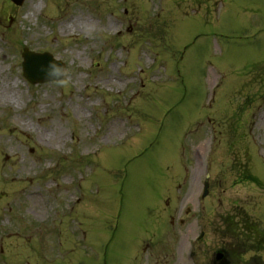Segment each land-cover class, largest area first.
<instances>
[{"label":"rangeland","instance_id":"obj_1","mask_svg":"<svg viewBox=\"0 0 264 264\" xmlns=\"http://www.w3.org/2000/svg\"><path fill=\"white\" fill-rule=\"evenodd\" d=\"M0 71V264H264V0H0Z\"/></svg>","mask_w":264,"mask_h":264},{"label":"water","instance_id":"obj_2","mask_svg":"<svg viewBox=\"0 0 264 264\" xmlns=\"http://www.w3.org/2000/svg\"><path fill=\"white\" fill-rule=\"evenodd\" d=\"M15 4L21 5L24 0H12ZM23 57V75L32 84L58 80L61 78L54 77L49 73L54 71V66H60L59 71L62 72L63 65L56 62L48 54H34L24 50ZM207 185H205V189ZM206 193V192H205ZM220 257H218L219 259Z\"/></svg>","mask_w":264,"mask_h":264},{"label":"bare ground","instance_id":"obj_3","mask_svg":"<svg viewBox=\"0 0 264 264\" xmlns=\"http://www.w3.org/2000/svg\"><path fill=\"white\" fill-rule=\"evenodd\" d=\"M89 25L90 24L86 23L85 21H81V22L80 21H77V22L70 21L68 24H61L60 25V29H61V31H64V30H69V29H75L76 27L84 28V27H88ZM9 94H10V92H9ZM10 95H12V94H10ZM4 100L5 101L8 100L7 93H5ZM21 124L26 126L27 128H31V129L33 128V125L31 124L30 121H27V122H22L21 121ZM259 126L263 127V130H264V121H260ZM117 129H118V126H117L116 122L114 124L110 125L108 127L109 132L107 133V137H111L112 134L115 133V131ZM39 140L42 141V142L46 141L45 143H53V144H57V145H61V144L65 143V138H53V137H48V136L43 135V134L39 136ZM27 198L29 200H31V201L35 200L37 198V195H36L35 191H33V190L30 191Z\"/></svg>","mask_w":264,"mask_h":264},{"label":"trees","instance_id":"obj_4","mask_svg":"<svg viewBox=\"0 0 264 264\" xmlns=\"http://www.w3.org/2000/svg\"><path fill=\"white\" fill-rule=\"evenodd\" d=\"M239 225H240L241 227H243L242 230H247L249 233H250V229H251V228L255 229V226H254L253 224H251V225L248 224L246 218H244V219L242 220V222H241ZM255 225H256V224H255ZM227 226H228V223H227ZM231 226L234 227V226H236V224H234V222L232 221V222H231ZM256 226H258V225H256ZM228 230H231V228H228Z\"/></svg>","mask_w":264,"mask_h":264},{"label":"flooded vegetation","instance_id":"obj_5","mask_svg":"<svg viewBox=\"0 0 264 264\" xmlns=\"http://www.w3.org/2000/svg\"><path fill=\"white\" fill-rule=\"evenodd\" d=\"M261 239H262V237H261ZM261 247H262V244H261L260 248ZM246 248H248V246L246 244H244V243L242 245L233 244V247H232L233 250H240V251L241 250H247ZM257 248H259V247L257 246Z\"/></svg>","mask_w":264,"mask_h":264},{"label":"clouds","instance_id":"obj_6","mask_svg":"<svg viewBox=\"0 0 264 264\" xmlns=\"http://www.w3.org/2000/svg\"><path fill=\"white\" fill-rule=\"evenodd\" d=\"M60 66H54V71L50 72L49 74L54 77H59L62 75V72L59 71Z\"/></svg>","mask_w":264,"mask_h":264}]
</instances>
